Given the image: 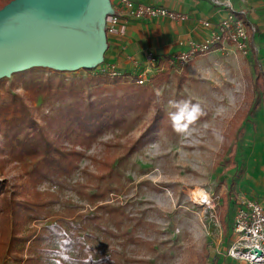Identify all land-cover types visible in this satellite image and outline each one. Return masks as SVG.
Masks as SVG:
<instances>
[{"label":"rangeland","instance_id":"rangeland-1","mask_svg":"<svg viewBox=\"0 0 264 264\" xmlns=\"http://www.w3.org/2000/svg\"><path fill=\"white\" fill-rule=\"evenodd\" d=\"M116 1L110 0L111 6ZM249 43L264 71V34L252 30ZM166 60L159 70L148 68V73L145 66L125 74L114 61H102L91 73L85 68H29L24 78L52 75L68 82L112 64L121 84H136L142 76L143 82L137 84L145 87L150 100L147 108L128 111L122 122L107 126L89 144L73 145L61 134L63 147L83 155L55 181L29 174L30 158L0 161V180L5 178L7 184L2 193L6 205L0 201V211L8 218L0 264H44L35 257L47 248L43 237L48 225H56L57 238L63 233L79 239L78 258L96 261L89 264H247L228 255L233 236L228 235L229 228L227 233L223 229L221 216L229 219L228 227L233 225L230 200L236 196L264 204L262 104L244 126L234 168L224 147L232 121L256 102L252 67L246 54L235 49H211L183 66H169ZM165 71L168 77L149 83L150 76ZM23 86L15 72L0 77V95L22 94L39 121L57 112L52 96H31ZM182 101L189 102L183 114ZM192 105L197 111L190 117ZM151 126L155 129L145 133ZM53 129L58 132L61 125ZM104 159H111V164L104 165ZM240 167L244 170L238 176ZM197 188L208 194V205L193 199ZM13 205H18L15 214ZM10 232L16 237L12 245Z\"/></svg>","mask_w":264,"mask_h":264},{"label":"trees","instance_id":"trees-1","mask_svg":"<svg viewBox=\"0 0 264 264\" xmlns=\"http://www.w3.org/2000/svg\"><path fill=\"white\" fill-rule=\"evenodd\" d=\"M9 1L0 0V8ZM244 21L246 23V20ZM249 31L252 33L250 27ZM246 57L254 74L252 89L256 94V102L245 114L232 121L231 129L224 136V147L232 168L237 164L239 140L246 122L259 110L260 104L264 106V71L257 53L252 47L246 53ZM94 68H85V70L91 73ZM29 70L15 72L16 78H21L24 81L23 90L31 96L41 94L52 96L53 102L58 103L57 112L54 115H43L39 121L27 104L25 96L11 91L2 93L0 95V161L6 158L19 160L30 158L33 163L29 174L34 175L36 179L45 178L55 181V178L62 173L69 172L74 166L75 159L83 155L82 151L73 147L67 149L63 147L58 140L61 134L71 140L73 145L89 144L104 128L122 122L128 111H134V108L137 107L147 108L150 100L145 87H140L137 83L121 84L119 76L109 78L102 71L89 74L83 80L71 79L66 82L64 78L52 75L24 78ZM168 73L165 71L150 76L149 83L157 84L168 77ZM108 84L113 87H106ZM60 125L61 129L56 132L53 128ZM62 125L65 126L62 127ZM154 129L155 127L151 126L146 129L145 133ZM135 146L133 145L129 151L134 150ZM102 163L109 166L111 159H104ZM106 168L110 172V169ZM243 170L242 167L238 168L237 175L242 174ZM4 179L0 180V201L3 206L6 205V200L2 197V193L7 185ZM18 205L12 206V213L15 214ZM230 206L233 218L236 209L235 199L234 201L230 200ZM223 207L227 208L229 212L230 208L227 202H223ZM0 215L2 218L0 221V248H3L5 232L2 230H6L8 218L4 210L0 211ZM232 218L231 221L234 225ZM227 219L224 215L221 216L223 229L227 233L229 228L228 235L231 237L233 236V225L228 227L229 225L227 226L225 223ZM47 229L48 232L43 237L46 240L47 248L44 249V252L38 251L44 254L35 257L37 262L67 264L60 258V255L63 259L81 264L96 262L90 256L78 258V256H82L77 251L82 246L79 239H72L71 236H65L63 233L62 237L57 238L55 235L56 225H48ZM9 236L11 240L9 244L12 245L16 237L13 232H10ZM70 250L73 252L68 253ZM59 253L60 255H58Z\"/></svg>","mask_w":264,"mask_h":264},{"label":"water","instance_id":"water-1","mask_svg":"<svg viewBox=\"0 0 264 264\" xmlns=\"http://www.w3.org/2000/svg\"><path fill=\"white\" fill-rule=\"evenodd\" d=\"M110 0H10L0 8V77L35 66L93 68L107 49Z\"/></svg>","mask_w":264,"mask_h":264},{"label":"built area","instance_id":"built-area-1","mask_svg":"<svg viewBox=\"0 0 264 264\" xmlns=\"http://www.w3.org/2000/svg\"><path fill=\"white\" fill-rule=\"evenodd\" d=\"M213 2L218 10L223 12L221 17L216 21L210 18L198 19V25L206 30V33L198 40L179 39L178 50L167 58V65L183 66L211 49H235L243 54L248 52L249 29L240 12L235 10L228 0ZM112 8L116 14H108L105 19V31L108 36L123 35L125 19H168L173 22L188 19L185 12L139 0H117ZM145 61L144 73H148V68L159 70L160 66H164L160 65V59L154 49H147ZM105 66L101 71L106 72L108 76L119 75L114 65ZM136 80L138 84L143 82L142 76ZM199 203L208 205L209 196ZM235 203L233 240L227 253L247 264H264V204L242 196H236Z\"/></svg>","mask_w":264,"mask_h":264},{"label":"crops","instance_id":"crops-1","mask_svg":"<svg viewBox=\"0 0 264 264\" xmlns=\"http://www.w3.org/2000/svg\"><path fill=\"white\" fill-rule=\"evenodd\" d=\"M139 1L185 12L188 19L183 22H173L168 19H125V33L118 36H108V47L104 58V61H114L125 74L130 70L138 71L145 68L147 49L157 51L161 63L162 60L165 61L178 50L177 41L179 39L198 40L206 33V30L198 25V19L210 18L216 21L223 14L222 11L218 10L213 0ZM228 1L235 10L240 12L243 20H246L245 24L248 29L251 25L259 35L264 34V0ZM248 47V50L252 47L249 40Z\"/></svg>","mask_w":264,"mask_h":264},{"label":"bare ground","instance_id":"bare-ground-1","mask_svg":"<svg viewBox=\"0 0 264 264\" xmlns=\"http://www.w3.org/2000/svg\"><path fill=\"white\" fill-rule=\"evenodd\" d=\"M207 193H205L202 189L200 188H197L195 191H194V197L193 199L195 201H197L198 203L199 202H202L204 199H207Z\"/></svg>","mask_w":264,"mask_h":264},{"label":"clouds","instance_id":"clouds-1","mask_svg":"<svg viewBox=\"0 0 264 264\" xmlns=\"http://www.w3.org/2000/svg\"><path fill=\"white\" fill-rule=\"evenodd\" d=\"M180 103L183 105V107L180 109L181 114H183L189 110V102L188 101H182ZM196 111H197V106L192 105L191 106V112L189 113V116L191 117V115L194 114Z\"/></svg>","mask_w":264,"mask_h":264}]
</instances>
